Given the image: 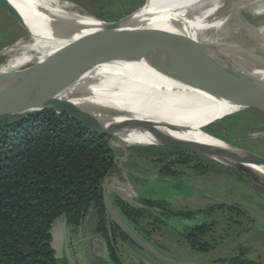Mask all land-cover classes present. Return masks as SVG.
<instances>
[{
  "label": "bare ground",
  "instance_id": "6f19581e",
  "mask_svg": "<svg viewBox=\"0 0 264 264\" xmlns=\"http://www.w3.org/2000/svg\"><path fill=\"white\" fill-rule=\"evenodd\" d=\"M70 2L0 0L3 7L20 15L29 39H20L11 49H0V57L9 55L0 66V72H8L16 66L15 63L21 61L15 62L16 57L24 56L28 48L31 58L37 61L36 71L29 75H0V90L15 91L22 83L36 77L49 91H58L56 98L88 110L102 123L130 129L129 135L121 134L129 145L156 144L158 141L149 131L153 130L189 144L228 148L199 130L241 111L237 99L247 100L238 95V90L257 94L250 81L264 87V67L237 65L213 54L212 63L216 67L188 68L197 76L226 80L227 84L218 89L182 75L181 69H173L165 57L172 50L198 46L248 52L244 45L222 37L220 31L231 25L237 29L240 24L246 26L240 16L246 7H261L260 14H264V0H147L109 35L102 32L104 23ZM147 3L152 12L146 10ZM122 35L128 39H120ZM143 35H149L152 42L147 38V47L138 45L144 40ZM142 53L143 57L137 60L124 58ZM85 55L90 58L82 62ZM255 58L264 64V59L257 55ZM2 113L14 115L17 111L0 108ZM168 127L188 128L191 132H174ZM196 149L223 164H238L264 182L262 166L239 157L231 158L222 150L215 153L199 145Z\"/></svg>",
  "mask_w": 264,
  "mask_h": 264
},
{
  "label": "trees",
  "instance_id": "16d2710c",
  "mask_svg": "<svg viewBox=\"0 0 264 264\" xmlns=\"http://www.w3.org/2000/svg\"><path fill=\"white\" fill-rule=\"evenodd\" d=\"M91 1L103 8L104 16L97 19L108 23L139 9L145 0ZM126 3H135L137 8L122 17L113 16L111 9L120 10ZM218 131L221 132L215 127L205 129L208 134L223 138ZM127 151L160 164L155 172L140 167L135 172L148 175L147 181L165 187L179 188L192 181L190 176L171 170L175 165L187 168L194 161L203 162L204 165L194 167L197 175L209 172L208 166H218L209 159L172 148L134 147ZM123 156L124 152L114 149L106 137L88 132L64 114L45 110L0 117V264H70L65 254H58L51 246L52 225L63 219L70 234L77 236L90 211L97 216L94 234L106 249L103 264H123L118 259V236L142 251L144 248L133 242L119 223L109 220L104 202L103 183ZM227 170L242 176L237 171ZM131 200L133 203L114 196L112 203L120 220L136 233L141 235L144 231L141 222L154 227L169 224L176 227L174 231L192 251L200 253L209 250L205 238L213 232L214 216L223 217L226 210L239 211L226 203L174 211L170 209V202L157 199L144 189L136 191ZM145 240L153 242L147 237ZM214 263L258 264L244 258L243 252Z\"/></svg>",
  "mask_w": 264,
  "mask_h": 264
},
{
  "label": "rangeland",
  "instance_id": "374dc122",
  "mask_svg": "<svg viewBox=\"0 0 264 264\" xmlns=\"http://www.w3.org/2000/svg\"><path fill=\"white\" fill-rule=\"evenodd\" d=\"M66 1V0H65ZM76 8L97 19L104 16L103 8L97 2L91 0H67ZM118 1V0H117ZM75 3V4H74ZM148 11L152 9L147 3ZM137 8L135 3H126L120 10H114L113 16L122 17ZM87 9V10H86ZM262 8L246 7L241 10L240 16L246 26L241 25L237 29L234 25L223 28L221 36L248 48V52L233 50L240 54L250 55L255 49V55L264 59V14H260ZM111 16V15H110ZM258 36H262L258 38ZM29 40L20 24L8 13L0 9V48L11 49L21 40ZM243 46V47H244ZM250 47H253L252 49ZM20 55V56H19ZM15 63L8 72H0L2 76H23L35 71L37 61L31 58V49L26 54H19ZM23 57V59H22ZM9 58V55L0 57V66ZM26 59V60H25ZM34 70V71H33ZM30 112L24 115L36 113ZM13 115V114H11ZM19 116V115H17ZM16 117V116H4ZM215 127L218 135H213L227 144L245 150L252 154L264 157V111L257 109H242L209 126ZM128 150V149H127ZM124 152L123 160L116 161V169L103 183L104 202L108 210L109 219L117 222L122 229L129 234L130 239L140 244L141 251L134 245L122 241L117 237L118 259L123 264H215L221 260H229L243 252L244 258L258 264H264V187L258 183H252L248 177L231 172L228 167L216 163L218 166H208L210 171L197 175L196 165H204L203 162H192L185 166H173L175 173L190 176V182L177 188L170 185L162 186L161 183L147 181L148 175L135 172L137 167L148 172H155L160 164L147 161L144 157ZM190 153V152H188ZM192 154V153H190ZM194 155V154H193ZM197 156V155H195ZM223 168H221V167ZM139 177L135 179L133 177ZM181 181V178L177 179ZM139 189L153 193L157 199H165L171 203V210H197L204 209L212 204L226 203L235 206L239 211H225V216L215 215V227L212 234L206 236L205 241L209 250L204 253L192 251L188 244L174 231L175 226L160 224L156 227L146 226L141 235L134 229L123 223L117 215L112 204L114 196H126L130 199L136 196ZM97 227V216L90 211L77 236H72L66 231L68 241L66 254L70 264H76V260L82 264H102L106 258L103 245L94 234ZM174 228V229H173ZM173 231H172V230ZM118 235V234H117ZM145 237L153 242H147Z\"/></svg>",
  "mask_w": 264,
  "mask_h": 264
},
{
  "label": "water",
  "instance_id": "95a60500",
  "mask_svg": "<svg viewBox=\"0 0 264 264\" xmlns=\"http://www.w3.org/2000/svg\"><path fill=\"white\" fill-rule=\"evenodd\" d=\"M147 0L144 1V4L141 6L143 7L145 5ZM140 7V8H141ZM139 8V9H140ZM0 9L11 15L21 26V28L24 30L23 27V21L20 15H18L16 12H13L11 10L6 9L0 4ZM139 9L133 11L129 15L121 18L118 21L113 22H104L99 19L98 21H101L105 24V27H103V34H111V32L116 31L118 29L119 23H121L123 20L127 19L128 17H131L134 15ZM94 18V17H93ZM96 19V18H95ZM243 19V18H242ZM102 34V33H100ZM149 35L142 36L143 41H141L138 45H143L145 47L149 46V43L147 41V38L149 39V42H151ZM120 39L127 40L128 37H125L124 35L119 36ZM138 43V42H137ZM152 43V42H151ZM156 43V41L154 42ZM167 43V42H165ZM158 44V43H157ZM169 44V43H168ZM136 45V46H138ZM163 45V44H162ZM7 48V47H1L0 49ZM144 53L140 55H133V56H127L124 57L125 60H137L142 58ZM213 54L217 55V57H220L222 60L226 59L230 62H233L237 65H244V63L249 64L254 69H261L264 67V64H262L257 58H255V50L253 49L250 55H244L240 54L238 52H235L233 50H225L221 51L220 49H210L205 48L202 46L198 47H192V48H185V49H177L172 50L169 53H167L166 57L173 69H181L182 75L186 77H192L196 78L198 80L203 81L206 84H211L212 86L216 88H222L227 84L226 80L218 79L217 77H206L204 76H197L189 71V67L191 66H211L216 67L213 63ZM82 62L89 59L90 56L85 55L82 56ZM160 63H157V65ZM34 71V70H33ZM36 71V70H35ZM34 71V72H35ZM33 72V73H34ZM250 81V80H249ZM253 86L256 88L258 93H250L248 91H245L244 89L238 90V95L240 97L247 100V102H242L241 99H237L238 105L241 106L242 109H257L264 111V101L262 98H264V87L257 82L250 81ZM69 83L66 82L64 86H66ZM89 83V82H88ZM231 84L232 82H228ZM88 84H85V86ZM232 85V84H231ZM34 92V93H33ZM58 91H49L45 88L44 85L38 83V79L36 77H32L30 80L25 81L22 83L19 88L15 91L9 90H0V108L5 110H12L17 111V114L11 115L2 113L0 114V117L4 116H17V115H24L30 112L34 111H45L49 110L57 114H64L65 116L69 117L71 120L76 121L79 123L84 129H86L88 132L92 134H96L102 137H106L110 143V145L117 150H121L123 152H126L127 149L134 148V147H165V148H172V149H178L186 152H190L194 155H197L202 158L209 159L213 162L219 163L222 166L228 167L229 169H232L234 171H237L241 175H244L248 177L250 180L253 181V183H258L259 185L264 187V182L259 181L257 178H255L253 175H251L248 170L243 169L238 164H223L221 162H218L214 159H211L210 157L204 155L201 153V151L197 150L196 147L199 145L200 147L204 149H210L213 152L217 153L218 150H222L227 152L231 158L239 157L242 158L245 162L254 163L256 165L264 167V157L252 154L250 152H247L245 150L236 148L234 146H231L224 142L223 140H220L219 138H216L207 132H205V129L209 127L210 125L221 121L225 117L214 121L213 123H209L203 127L200 128V132L206 135L209 138L215 139L217 141H220L224 143L228 148H213L204 146L202 144H194V143H185L182 141H179L177 139H174L170 136H167L165 134H161L158 131L149 130L154 134V138L158 141L156 144H150V145H129L126 144L122 137V135H129L130 129H128L125 126L121 125H113L111 123H102L98 121L92 113H90L88 110H84L79 106L74 105L73 103L69 101L62 100L60 98H56V94ZM236 102V101H235ZM237 104V103H236ZM227 117V116H226ZM168 129L174 131V132H182V133H188L191 132V129H185V128H178V127H168ZM264 137V135H263ZM125 157H123L120 160H123ZM122 199L133 203L132 200L126 196H122ZM65 235H66V226L65 221L63 219L57 220L53 225L51 229V246L53 247L54 251H56L58 254L63 253L64 249V243H65ZM147 264V263H146Z\"/></svg>",
  "mask_w": 264,
  "mask_h": 264
},
{
  "label": "flooded vegetation",
  "instance_id": "af4514ba",
  "mask_svg": "<svg viewBox=\"0 0 264 264\" xmlns=\"http://www.w3.org/2000/svg\"><path fill=\"white\" fill-rule=\"evenodd\" d=\"M114 198V197H113ZM113 204V203H112ZM110 220V219H109ZM66 226V225H65ZM66 231L68 232L69 230H68V228L66 227ZM96 235V234H95ZM67 236V235H66ZM66 236H65V243H64V249H63V253H62V255H66L67 256V254H66V247H67V243H68V241H67V239H66ZM97 236V235H96ZM96 240H99V242H101L102 243V245L104 244L102 241H101V239H99L98 238V236H97V239ZM103 249H104V254H105V257L107 258V254H106V249H105V246L103 245ZM68 258V257H67ZM106 258H104V259H102V264L103 263H105V261H106ZM76 264H82V262H78L77 260H76Z\"/></svg>",
  "mask_w": 264,
  "mask_h": 264
}]
</instances>
